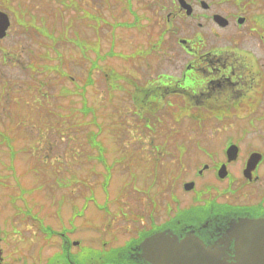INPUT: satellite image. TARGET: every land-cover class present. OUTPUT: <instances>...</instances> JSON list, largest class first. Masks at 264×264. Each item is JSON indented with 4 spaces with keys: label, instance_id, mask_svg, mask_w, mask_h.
I'll return each instance as SVG.
<instances>
[{
    "label": "rangeland",
    "instance_id": "rangeland-1",
    "mask_svg": "<svg viewBox=\"0 0 264 264\" xmlns=\"http://www.w3.org/2000/svg\"><path fill=\"white\" fill-rule=\"evenodd\" d=\"M66 1L70 4L69 10L63 9L59 14L55 11L57 6L61 7V2L54 0H0V10L9 15L12 26L8 38L0 43V49L4 51L0 50V131L5 132L13 141L16 149L14 160L16 173L24 176L23 181L29 187L37 185L36 181L39 178L42 198L41 201L35 202L44 205L43 208L40 207V214L45 215V212L51 209L50 163L60 166V162L50 161L51 157L67 161V157L73 154L75 160H83L88 148L82 145V140L86 138V130L92 132L95 128L92 126L91 116L87 117L88 129L69 128L80 125L82 120L79 96L73 95L70 106L69 101L61 96L63 89L72 88L73 83L69 84V81L62 80L58 74L52 72L49 73L52 74L50 75L52 80L45 79L41 90L36 89L38 83L35 81L42 78L44 66H53L69 73L74 77V82L77 80V84L81 85L88 67L91 68V64L96 61L85 95L88 105L95 110L96 121L103 123L105 135L103 138L109 139L112 143H106L104 146L107 150L106 158L116 163L114 177L109 184L113 189V196H110L109 200L110 208H118L114 212L121 215L120 210L128 213L130 206L146 203V198L161 202L165 181L179 183L189 169L207 159L203 147L206 150L212 149L211 145H204L208 144L206 140L210 136L214 139V131L210 130V125L207 129L195 131L188 127L187 122L180 126L174 119L178 114L177 97L171 94L164 95L161 103L152 107L154 114L148 117L149 121L139 119L133 114L135 106L132 104L133 100L130 102V98L132 96L136 103L142 104L143 97L150 95L151 90L157 92L162 90L161 85L155 80L158 76L179 74L185 57L179 44L180 40L200 33L207 44L220 47L225 41L230 42L231 32L217 28L215 35L213 31L210 32L212 26L210 23L205 28L198 29L195 20L189 19V22L186 20L188 18H174L177 12L170 0ZM201 1L209 6L207 14L214 11L224 17L237 14L247 16L248 12H260L264 15V0H241L239 3L235 0ZM197 11L201 9L198 7ZM171 14L172 21L167 23V16ZM17 17L20 24L30 25V28L25 30L22 25L16 23ZM125 23L136 24L137 27L136 25L131 29L122 27L121 24ZM63 26L66 27L64 35ZM32 27L43 28L57 41L53 45L47 38L34 33ZM66 39L81 44L85 42L90 47L98 48L99 57L102 59L97 61L93 52H86L85 55L90 57L88 63L80 48ZM236 39L241 42V36ZM43 43L47 46L53 45L54 53L48 58L44 57L47 52L45 47H42ZM5 52L11 54L13 63L7 62ZM124 58L130 60L126 61ZM31 67L35 69L32 72ZM38 68L39 71L36 70ZM104 71L115 72L121 75L120 77L125 75L129 83H119L124 89L119 90L110 103L105 100L104 91H109V88L103 80V75L106 74ZM29 75H37L39 78L33 79ZM151 82L153 83L151 90L145 89V84ZM150 100H154V97ZM160 106L161 108H158ZM69 108L74 111L72 117L69 115ZM17 113L21 123L16 121ZM146 122L148 127L145 126ZM107 128H113L117 138L118 133L120 134L117 142ZM69 139L72 140L70 142L72 147L69 146ZM196 140H200L201 150L195 146ZM129 142L131 145L124 151L121 143ZM181 144L187 146V152L182 158L185 164L184 173L179 170L176 153V151L179 153ZM121 157H124L122 163L115 161ZM68 162H62L63 167L56 177L61 178L67 170ZM88 166L89 164L82 168V172L88 171ZM89 168L91 172V166ZM30 169L32 173L28 175L26 171ZM99 171H102V168L94 172ZM92 176L97 178L95 175ZM152 176L157 177L152 181ZM93 181L90 178V182ZM88 188L89 193L98 189L97 186L90 185ZM137 189L147 190L146 198L139 192L129 198L130 193ZM68 191L58 190L55 193L64 197L63 208L80 200V194L71 196ZM97 193L98 197H101V192ZM63 213L68 217L70 209L65 208ZM120 223H123L122 220ZM89 227L93 225L90 223Z\"/></svg>",
    "mask_w": 264,
    "mask_h": 264
},
{
    "label": "flooded vegetation",
    "instance_id": "flooded-vegetation-1",
    "mask_svg": "<svg viewBox=\"0 0 264 264\" xmlns=\"http://www.w3.org/2000/svg\"><path fill=\"white\" fill-rule=\"evenodd\" d=\"M186 2L193 8L187 18L197 21L198 29L210 23V32L217 35L212 21L216 13L207 14L209 8L197 11L201 0ZM171 3L177 12L174 18L184 19L177 2ZM242 17L241 25L238 15L226 17L228 25L219 29L231 32L230 42L220 47L207 44L200 33L183 39L180 46L185 57L179 74L155 91L159 100L166 94L177 97L180 126L187 122L195 131L210 125L214 131V139L210 136L204 145L212 149L203 147L207 159L183 178L179 176V183L166 182L161 202L146 198L147 190L137 189L129 198L139 192L147 202L130 206L128 213H115L118 208H110L113 193L108 186L114 171L98 172L105 185L103 197H96V191L90 197L89 166L82 172L89 164L88 155L77 161L71 154L67 161L51 157L60 162L59 173L63 163L69 162L61 181L56 178L58 171L52 172L51 209L42 215L44 205L37 203L42 198L39 178L37 185L29 187L24 176L16 173V157L0 155V264H150L141 247L152 235L180 240L194 235L207 246L218 240L220 228L229 219L264 218V15L248 12ZM145 97L138 107L141 114L151 108ZM87 108L85 96L86 115ZM107 140L93 141L99 146L112 144ZM196 141L201 150L200 140ZM231 146L235 155L230 156ZM186 152L185 145L181 157ZM184 166L179 167L183 173ZM186 185L191 188L187 190ZM57 189L69 190L71 196L80 194L79 202L65 207L70 209L68 217L63 213L64 197L55 195Z\"/></svg>",
    "mask_w": 264,
    "mask_h": 264
},
{
    "label": "water",
    "instance_id": "water-1",
    "mask_svg": "<svg viewBox=\"0 0 264 264\" xmlns=\"http://www.w3.org/2000/svg\"><path fill=\"white\" fill-rule=\"evenodd\" d=\"M178 2L190 15L184 0ZM214 20L225 25L219 16ZM8 26L7 16L0 12V38ZM220 229L218 240L207 246L194 235L148 239L141 247L144 259L150 264H264V219H229Z\"/></svg>",
    "mask_w": 264,
    "mask_h": 264
},
{
    "label": "trees",
    "instance_id": "trees-1",
    "mask_svg": "<svg viewBox=\"0 0 264 264\" xmlns=\"http://www.w3.org/2000/svg\"><path fill=\"white\" fill-rule=\"evenodd\" d=\"M61 2V6H62V10H63V7L66 5V3H65V1L64 0H54V2ZM61 8V7H60ZM60 8H58V12H61L62 10H60ZM61 18V17H60ZM43 25H44V23H43ZM122 25V27H125V28H128V29H131L133 26H135L136 24H127V23H125V24H121ZM26 26H28V27H30V25H26ZM135 27H137V25L135 26ZM63 33H66V27L65 26H63V30H62V34ZM64 35V34H63ZM39 36H41V37H44V38H47L48 40H50L51 41V43L53 44V43H55L56 41H57V39H54L53 37H51L43 28L40 30V32H39ZM63 37H59V39H62ZM66 41H68L69 43H75V42H72V40H70V39H66ZM64 42H65V40H64ZM75 45L76 46H78L79 48H81V51H82V54H84L85 53V49L86 48H84V45L83 44H81V43H75ZM89 48V51H91V52H93L96 56V60L97 61H99V60H101L102 58H100L99 57V51H98V48H94V47H88ZM50 50H53V49H50ZM48 52V51H47ZM83 57L85 58V56L83 55ZM87 59L88 60H90V57L88 56L87 57ZM126 61H129L130 59H126V58H124ZM96 67V61H94L93 63H92V68H95ZM92 73V71H90L89 72V76L87 77V82H86V86H84V87H82V88H80V87H77L76 89H80V90H78V91H76V90H74V88L72 89V92H73V94H77V93H79V95H81V93L82 92H85V88L88 86V83H90L91 82V80L89 79L90 78V74ZM58 75H59V77H63V78H65V75H64V73H61V72H58ZM121 75H118L117 73H115V72H112V73H110V72H108V78H105V81H106V83L108 84V86H110L111 87V89H112V91H111V93H110V95L112 96V97H114L115 95H116V91L117 90H119V89H124L123 87H120L119 85H118V83L121 81L122 83H124V82H126L127 84H129L128 83V81L125 79V75H123V77H120ZM63 94V92L61 93V95Z\"/></svg>",
    "mask_w": 264,
    "mask_h": 264
}]
</instances>
